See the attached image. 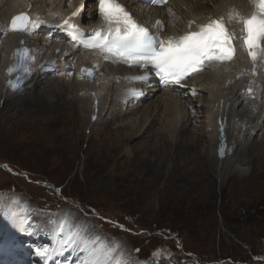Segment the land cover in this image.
<instances>
[{
  "label": "rangeland",
  "instance_id": "obj_1",
  "mask_svg": "<svg viewBox=\"0 0 264 264\" xmlns=\"http://www.w3.org/2000/svg\"><path fill=\"white\" fill-rule=\"evenodd\" d=\"M37 75L25 87L29 95L15 93L20 90L15 80L6 92L0 90V240L15 237L9 249L0 248V264H79L76 250H61V213H66L65 232L74 224L91 226L101 237L122 243L132 264H264V130L248 139L243 154L253 167L240 174L241 169L218 162L223 160L216 146L224 149L232 139L213 135L217 119L206 123V143L198 152L192 148L196 133L192 139L172 138L166 118L142 123L136 136L128 127L118 133L131 123L133 107L126 111L124 103L121 116L113 118L104 104L110 91L103 90L92 105L103 111L92 112L90 119L72 115L73 104L47 110L30 85ZM51 77L58 76L41 75L37 90L55 91ZM195 99L202 103L203 97ZM122 132L132 138L120 140ZM233 150L227 160L238 159ZM230 170L236 174L228 175ZM6 216L24 221L35 234H16ZM41 245L57 249L47 261L35 254Z\"/></svg>",
  "mask_w": 264,
  "mask_h": 264
},
{
  "label": "bare ground",
  "instance_id": "obj_2",
  "mask_svg": "<svg viewBox=\"0 0 264 264\" xmlns=\"http://www.w3.org/2000/svg\"><path fill=\"white\" fill-rule=\"evenodd\" d=\"M253 6V0L174 1L176 16L170 20L173 25L176 24L177 30L185 28L186 20H193L194 29L198 31L200 25L223 18L227 23H225L227 29L234 32L238 38L233 41L235 53L229 63L215 62L183 84L161 87L145 70H138L123 63L110 64L102 59L92 58L90 52L85 49L74 50L70 47L61 27L66 25V21H68L67 25L84 23L87 28L94 26L98 22L96 0H0V62L2 63L0 64L3 70L0 73V90L6 92L4 87H9L15 80L13 83L20 88V90L14 89L15 93L25 89L28 90L27 95H29L32 91L28 86L25 88L28 85L26 74L32 68L37 69L33 60L38 59V54L44 52L39 64L54 67L55 70L62 71L63 75L49 79L48 83L56 87L55 91H42L37 90L38 84L43 82L37 70L38 75L33 79L36 82H30L36 92H39V94L34 93V97L39 98L41 104L51 111L57 108L64 110L73 104L72 115L77 114L78 118L84 121L85 117L90 119L92 112L98 115L102 113L103 109L96 111L95 106L92 105L93 101L100 100L104 89L110 91L104 98V104L108 105L115 118L117 114L120 115L119 111L121 112L123 104L128 102V98L140 93L136 81L143 82L148 87L147 95L153 99L148 106L145 103L136 105L131 112V123L121 125V128L116 129L118 133L120 129L125 130L128 127L136 136L142 123L146 124L151 120L152 124L154 121L166 118L168 135L172 138L185 136L192 139L193 133H196L198 138L193 145L197 144V146L192 148L198 152V146L206 143L204 139L206 123L217 119L219 124H216V128L213 126V135L218 133L222 140L227 136L232 139L230 140L232 146L226 144L224 149L220 148L224 146H216V155L218 154L223 160L218 162L222 164L227 162V166L235 170L241 169L240 174L247 173L248 169L253 167L251 163H246L247 158L243 154L244 152L246 154L249 146L248 139L253 134L255 139L259 131L264 130V54L258 55L254 64L243 45V40L239 38L244 34L243 24L240 21L251 16ZM133 8L140 18L142 14L145 18L148 17V14L140 12L136 6ZM77 9H80L79 14L73 16L72 13ZM152 10L162 13V9ZM22 13L29 15L34 21L41 20L44 23L29 31L12 32L9 28L10 19ZM39 34H45L48 39L58 40V43L47 45L44 40H40L42 37H38ZM25 49L29 52L25 53ZM88 68L94 70L93 76L86 74ZM9 69L12 71L10 72ZM140 76L149 78L141 81L136 78ZM70 77L78 78L82 87L73 88L78 83ZM187 85L191 87L195 85V87L189 93L179 88ZM249 88L252 89L251 94L248 92ZM62 94L66 97H61ZM195 95L203 97L202 103L195 102ZM5 98L8 100L9 97L5 96ZM125 110L127 111L128 108ZM193 110L195 115L192 113ZM65 112L71 115L70 112L66 110ZM193 116L199 125L193 124L191 118ZM106 123L99 127L103 129ZM150 128H147V132ZM131 138L127 133L119 134L120 140ZM211 143L214 144L212 139ZM183 148L189 149V145L186 144ZM232 149H234L233 155H238V159L227 160L228 152ZM200 157L207 159L205 156ZM216 172L221 177V170ZM230 174L234 176L236 173L230 170L228 175ZM65 221L66 213H61L57 224L60 226ZM6 246L8 249L11 247V245ZM120 251L126 253L123 244L115 254H119Z\"/></svg>",
  "mask_w": 264,
  "mask_h": 264
},
{
  "label": "snow or ice",
  "instance_id": "obj_3",
  "mask_svg": "<svg viewBox=\"0 0 264 264\" xmlns=\"http://www.w3.org/2000/svg\"><path fill=\"white\" fill-rule=\"evenodd\" d=\"M253 3L257 11L240 21L244 34L239 38L243 40V45L255 64L258 55L264 54V0H253ZM79 11L80 9H77L72 15H78ZM98 11L104 19V28L95 31L87 39H79L76 34H73L71 39L74 42L79 39L83 47L98 51L104 54L105 58L119 59L125 64L143 68L150 66L155 75L162 77L165 83L179 84L186 76L202 70L212 62L231 61L234 57L233 41L238 37L227 29L223 19L211 20L200 25L198 31H189L181 37L161 38L158 33H152L138 24L118 0H98ZM42 23L44 21H34L29 15L22 13L13 17L11 30L29 31ZM192 23L194 22H189L190 28ZM65 24L67 25L68 21ZM72 27L75 29V25ZM24 52L28 53L29 50L25 49ZM136 78L145 81L149 77ZM248 92L251 94L252 89L249 88ZM6 219L10 221L16 234H35V230L26 227L24 221H17L14 216H6ZM64 226L60 225L61 250H76L80 257L79 264H132L130 259H126L123 251L115 255L120 248L119 242L101 237L91 226L74 224L67 232L64 231ZM14 239L10 234L6 239L0 240V248L12 245ZM97 248L100 249V254L97 253ZM56 250L41 245L34 251L47 261ZM159 251L153 255L159 254Z\"/></svg>",
  "mask_w": 264,
  "mask_h": 264
},
{
  "label": "trees",
  "instance_id": "obj_4",
  "mask_svg": "<svg viewBox=\"0 0 264 264\" xmlns=\"http://www.w3.org/2000/svg\"><path fill=\"white\" fill-rule=\"evenodd\" d=\"M190 264H193V262H190Z\"/></svg>",
  "mask_w": 264,
  "mask_h": 264
},
{
  "label": "water",
  "instance_id": "obj_5",
  "mask_svg": "<svg viewBox=\"0 0 264 264\" xmlns=\"http://www.w3.org/2000/svg\"><path fill=\"white\" fill-rule=\"evenodd\" d=\"M13 19V18H12ZM12 19H11V21H12Z\"/></svg>",
  "mask_w": 264,
  "mask_h": 264
}]
</instances>
